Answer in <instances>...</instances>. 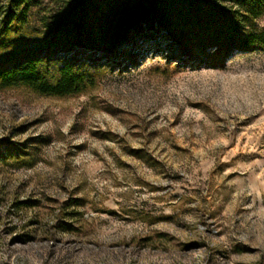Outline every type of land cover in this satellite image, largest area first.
<instances>
[{"label": "rangeland", "instance_id": "obj_1", "mask_svg": "<svg viewBox=\"0 0 264 264\" xmlns=\"http://www.w3.org/2000/svg\"><path fill=\"white\" fill-rule=\"evenodd\" d=\"M149 2L105 6L81 48L78 0H0V61L43 49L50 80L94 79L0 87V264H264V52L182 56Z\"/></svg>", "mask_w": 264, "mask_h": 264}, {"label": "trees", "instance_id": "obj_2", "mask_svg": "<svg viewBox=\"0 0 264 264\" xmlns=\"http://www.w3.org/2000/svg\"><path fill=\"white\" fill-rule=\"evenodd\" d=\"M24 1L11 0L13 9L19 8ZM116 1L78 0L79 5H73L70 16L78 18L84 26L78 28L79 47H84L83 39L90 35L89 29L100 20L99 14L105 6L110 7ZM15 16L16 11L6 15V26ZM263 16L264 0H150L142 23L156 21L165 26L163 20L175 19L176 25L183 30L178 37L184 36L191 45L183 50L182 56L191 57L192 52L199 51L202 62L218 67L224 65L235 51L257 48L264 52V25L258 24V19ZM99 24L103 23L99 21ZM167 30L177 35L170 28ZM43 52V49L20 51L1 60L0 87L27 86L42 94L63 96L82 92L94 85L92 76L82 71L76 62L61 65L57 79L50 80L41 69L45 60ZM47 52L53 56L60 52V48L51 41ZM113 56L119 59L120 55L115 50Z\"/></svg>", "mask_w": 264, "mask_h": 264}]
</instances>
